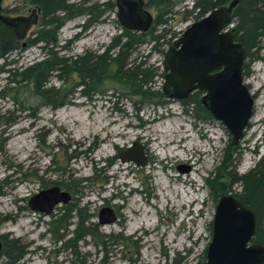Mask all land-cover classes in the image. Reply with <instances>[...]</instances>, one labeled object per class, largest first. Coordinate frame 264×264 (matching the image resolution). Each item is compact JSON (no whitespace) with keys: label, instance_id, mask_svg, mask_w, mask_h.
Returning a JSON list of instances; mask_svg holds the SVG:
<instances>
[{"label":"rangeland","instance_id":"374dc122","mask_svg":"<svg viewBox=\"0 0 264 264\" xmlns=\"http://www.w3.org/2000/svg\"><path fill=\"white\" fill-rule=\"evenodd\" d=\"M191 3L192 0H184L177 9L181 12ZM0 4L4 15L29 14L35 7L30 0H1ZM86 18L85 14L76 16L60 28V44L69 45L60 47V53H82L87 48L102 51L123 28L117 12L105 15L104 20L89 28L83 26ZM194 20V15L181 18L178 14L175 24L167 27L179 36ZM149 50L150 44H145L140 52L145 54ZM261 55L263 58L251 62L245 76L255 97L254 115L244 137L236 144L239 147L231 162H225L226 148L232 140L226 125L215 117L208 120L195 117L175 97L165 96L160 104H145L139 116V103L135 105L127 96L109 100V95L100 93L88 98L77 91L70 102L58 108L42 105L34 114L21 109L11 96L1 97L0 237L18 239L23 246L25 256L16 264H171L178 254L184 256L182 264H197L211 241L216 206L222 194L211 191L208 179L222 182L225 191H238L240 184H231L233 172L249 170L264 155V50ZM42 57L38 45L26 44L0 58V66L7 60L27 65ZM149 62L164 71L157 78V86L162 89L166 72L164 55L153 52ZM6 76V72H0V89L7 84ZM52 82L59 84L56 76ZM106 85L112 86L108 91L117 87L112 82ZM169 122L173 130L187 129L186 134L203 147L197 152L186 151L180 144H186L189 137L178 144L168 143L167 133L160 130ZM102 125L106 129L96 134ZM117 129L124 133H117ZM108 132L109 137L102 139ZM146 135L152 138L148 144ZM136 143L148 158L146 165L122 159L121 154ZM170 147L182 158L196 152L192 161L195 170L177 157H167ZM69 175L79 183L76 196L70 191L72 201L57 205L46 215L30 206L33 195ZM103 175L109 177L107 183L102 180ZM87 176L92 179L81 182L80 178ZM186 177H195L197 183L180 181ZM164 185L187 186L199 199L190 203L186 196V203L181 204L184 191H176L171 196L176 203L172 207ZM75 202L88 205V212L94 214L90 221L98 224V231L121 237L119 243L111 239L104 246L100 234L78 237L82 230L77 232L76 211H69ZM104 206L116 212L114 222L100 223L99 213ZM0 264H8L5 256L0 257Z\"/></svg>","mask_w":264,"mask_h":264},{"label":"trees","instance_id":"16d2710c","mask_svg":"<svg viewBox=\"0 0 264 264\" xmlns=\"http://www.w3.org/2000/svg\"><path fill=\"white\" fill-rule=\"evenodd\" d=\"M183 1L146 0L155 15L154 23L148 31L138 32L123 27L102 51L87 48L82 53L67 55L60 53V47L69 46L60 44L59 30L63 24L69 19L85 14L87 18L83 26L89 28L104 20L105 15L117 12L116 1L30 0L40 9V21L37 28L27 37V46L38 45L43 57L27 65H17L18 60H7L1 64L0 72L7 73L8 81L5 87L0 89V98L9 95L21 109L34 114L39 106L58 108L70 102L77 91L88 98L100 93L109 95V100L113 97L127 96L133 99L135 105L139 103L137 106L139 116L145 104H160L165 100V93L157 86V78L164 74V71H160L159 65L149 62V57L153 52L164 55L166 46L177 37V33L170 32L167 26L175 24L178 14H181V18L194 15L195 19H199L214 7L230 0H192L191 6L180 12L177 8ZM232 22L236 40L242 41L246 48L244 74L247 75L251 62L263 58L261 54L264 50V0H240L234 10ZM169 32L171 36L167 37ZM145 44H150V50L141 54L140 49ZM138 54L142 57L139 58ZM53 76H56L59 84L52 82ZM109 82L116 84L117 87L108 91L112 88L106 85ZM203 93L202 90H196L179 99L185 110L195 117L203 120L212 119V113L202 102ZM238 147L239 145L233 144L232 140L229 142L225 162L234 161L233 154ZM91 179V176L80 178L81 182ZM77 180L69 175L68 178H61L53 183L76 196L79 193ZM102 180L107 183L109 177L103 175ZM208 182L214 194L232 192L254 209L257 215V232L254 240L264 243V155H261L255 166L249 170L242 173L233 172L231 184L232 186L240 184L238 191L233 192L232 189L225 191L224 184L216 178H209ZM1 186L0 195L3 194ZM72 204L69 211H76L77 232L82 230L78 237H84L86 234H92L94 237L100 234L104 246L106 240L112 239L119 243L121 237L98 231V224L90 221L94 214L88 212V205L82 206L78 202ZM1 255L7 258L8 264H16L24 258L25 250L18 239L7 238ZM183 258L184 256L178 254L171 264H182ZM197 264H206V250Z\"/></svg>","mask_w":264,"mask_h":264},{"label":"water","instance_id":"95a60500","mask_svg":"<svg viewBox=\"0 0 264 264\" xmlns=\"http://www.w3.org/2000/svg\"><path fill=\"white\" fill-rule=\"evenodd\" d=\"M115 1L117 19L123 27L138 32L152 27L155 15L146 0ZM239 1L214 7L174 38L164 54L166 72L162 85L166 96L178 99L203 90L204 106L226 125L233 144L244 137L255 108V97L244 74L246 48L236 40L232 22ZM39 21L40 9L36 6L29 14L4 15L0 4V58L24 47L29 32ZM121 155L124 161L138 166L148 162L139 143ZM69 201L72 193L53 185L33 195L29 204L34 210L49 214L56 205ZM99 218L104 224L114 222L117 215L113 208L104 206ZM256 232L254 209L232 192L221 194L206 249V264H264V243L254 240ZM2 247L0 239V251Z\"/></svg>","mask_w":264,"mask_h":264},{"label":"bare ground","instance_id":"6f19581e","mask_svg":"<svg viewBox=\"0 0 264 264\" xmlns=\"http://www.w3.org/2000/svg\"><path fill=\"white\" fill-rule=\"evenodd\" d=\"M172 122H169L168 124H164V125H162V130H160L162 133H167L165 136H166V139H167V142L168 143H171V144H178V142H180V141H183V139H185V137H189V141L186 143V144H180L186 151H190V150H192V149H195V151L197 152L198 150H200V148H202L203 147V145L202 144H200V143H198L197 141H196V139L192 136V135H188V134H186L187 132H188V130L187 129H184V132H180V131H176V130H173L172 129V124H171ZM178 125L179 126H181L182 127V125L181 124H179L178 123ZM106 129V125H102L101 126V128L99 129V131L96 133V134H99V132H100V130H105ZM117 133H119V134H121V133H124L122 130L120 131L119 129H117V130H115ZM170 132H172V133H176V136H172L171 134H170ZM169 133V134H168ZM129 134V133H128ZM109 135H110V132H108V134L105 136V137H102V139H107L108 137H109ZM177 137V138H176ZM145 141L147 142V144L148 143H150L151 141H152V138H151V136H149V135H146L145 136ZM164 142V141H163ZM162 142V143H163ZM179 146V145H178ZM178 148V147H177ZM175 151V148H172V147H170L168 150H167V153H166V155H167V157H177V158H179V160H183L185 163H187V164H189L191 167H192V169L193 170H195V167H194V165H195V163H192V161L197 157V155L195 154L196 152H192V154L190 155L189 154V156L187 157V158H182L181 156H182V154H180V153H175L174 152ZM196 160H198V159H196ZM169 176H171V177H173V175L172 174H169ZM185 181H183V180H180L181 182H187L188 184H190V185H192V184H196L197 183V180L195 179V177H192L191 179H189V177H186L185 179H184ZM164 188L166 189V191H168L166 194H165V196L167 197V199H169V201L170 202H172V207H174L175 205H176V203H174L173 202V200H172V193H175L176 191H184L183 193H184V196L182 197L183 199H182V201H181V204H185L186 202H185V200H186V196H188L189 198H190V200H189V202L190 203H194V202H196L199 198L195 195V194H191L190 193V191H189V189L187 188V186H184V187H181V186H176V187H173V186H171V188H170V186L169 185H164ZM195 190H196V188H195ZM140 209H142L141 207H140ZM138 211V210H137ZM141 220L143 221V218H141ZM141 220L140 219H138V223H140L141 222ZM191 231H193V229L191 230ZM193 234V233H192ZM201 236V235H200Z\"/></svg>","mask_w":264,"mask_h":264},{"label":"flooded vegetation","instance_id":"af4514ba","mask_svg":"<svg viewBox=\"0 0 264 264\" xmlns=\"http://www.w3.org/2000/svg\"><path fill=\"white\" fill-rule=\"evenodd\" d=\"M55 185V184H54ZM70 202V201H69ZM68 203V202H67ZM61 204H63V203H61ZM59 205V204H58ZM57 206V205H56ZM55 206V207H56ZM55 207H54V209H55ZM54 209L52 210V211H54ZM45 215H46V213H44ZM0 239L2 240V242H3V247H2V250L0 251V253L3 251V248H4V243H5V240L7 239L6 237H0ZM2 256H4V255H1L0 257H2Z\"/></svg>","mask_w":264,"mask_h":264}]
</instances>
